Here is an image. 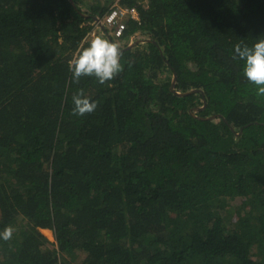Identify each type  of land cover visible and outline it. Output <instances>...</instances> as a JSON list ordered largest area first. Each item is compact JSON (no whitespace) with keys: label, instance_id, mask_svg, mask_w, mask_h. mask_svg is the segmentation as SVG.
Listing matches in <instances>:
<instances>
[{"label":"trees","instance_id":"16d2710c","mask_svg":"<svg viewBox=\"0 0 264 264\" xmlns=\"http://www.w3.org/2000/svg\"><path fill=\"white\" fill-rule=\"evenodd\" d=\"M113 1L0 0V264H264V96L233 52L264 0ZM97 34L123 69L74 82Z\"/></svg>","mask_w":264,"mask_h":264},{"label":"clouds","instance_id":"9594fccd","mask_svg":"<svg viewBox=\"0 0 264 264\" xmlns=\"http://www.w3.org/2000/svg\"><path fill=\"white\" fill-rule=\"evenodd\" d=\"M234 57L243 62L242 74L248 82L255 85L258 96H264V34L250 45H233ZM123 69L118 42L97 34L81 45L68 62L72 80L79 82L81 77H93L99 84L111 81ZM72 112L82 116L91 113L97 107L96 100L78 89L72 96ZM14 228L10 225L0 230V240L12 238Z\"/></svg>","mask_w":264,"mask_h":264},{"label":"built area","instance_id":"2783aa9c","mask_svg":"<svg viewBox=\"0 0 264 264\" xmlns=\"http://www.w3.org/2000/svg\"><path fill=\"white\" fill-rule=\"evenodd\" d=\"M126 18L138 20V15L134 9L114 7L105 15L104 21L110 28H114L115 37H120L124 29L122 21Z\"/></svg>","mask_w":264,"mask_h":264},{"label":"water","instance_id":"95a60500","mask_svg":"<svg viewBox=\"0 0 264 264\" xmlns=\"http://www.w3.org/2000/svg\"><path fill=\"white\" fill-rule=\"evenodd\" d=\"M129 47H131V44H130L128 47L124 48V49H129ZM120 51H122V50H120ZM175 78H176V74L174 73V77H173V81H172V86H171V88H172L173 85H174ZM193 92H195V90H192V91H189V92H187V93H183V94H179V93H176V94H177V95H186V94H190V93H193Z\"/></svg>","mask_w":264,"mask_h":264},{"label":"rangeland","instance_id":"374dc122","mask_svg":"<svg viewBox=\"0 0 264 264\" xmlns=\"http://www.w3.org/2000/svg\"><path fill=\"white\" fill-rule=\"evenodd\" d=\"M103 1H104V0H103ZM111 1H112V0H111ZM116 1H117V0H114L113 2L115 3ZM113 2H111V4L109 5L110 7H113V4H114ZM109 29H110V30H113V29H111L110 27H109Z\"/></svg>","mask_w":264,"mask_h":264}]
</instances>
